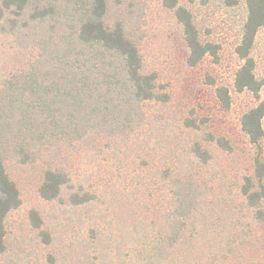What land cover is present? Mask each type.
Instances as JSON below:
<instances>
[{"label": "trees", "instance_id": "16d2710c", "mask_svg": "<svg viewBox=\"0 0 264 264\" xmlns=\"http://www.w3.org/2000/svg\"><path fill=\"white\" fill-rule=\"evenodd\" d=\"M112 1L0 0L3 29L41 30L37 36L24 31L39 50L38 58L0 90V256L5 252L6 220L21 205L8 161L32 164L45 158L41 198L63 202L67 195L69 205L79 208L97 197L74 183L64 163L73 157L69 152L82 155L80 150L93 144L91 160L101 155V147L116 150L118 159L130 151L144 159L142 169L159 173L153 187L167 194L155 195L157 204L150 206L155 220L144 215L137 229L147 264H253L249 246L258 241L264 225V158L256 156L253 173L243 177L234 197L225 195L217 184L218 171H212L210 149L170 134L167 119L148 111L154 104L167 105L170 97L161 90L157 74L147 69L140 38L112 15ZM180 1L163 0V5L174 11L183 28L186 64L198 66L208 56L218 62L220 45L201 39L192 13ZM246 6L247 19L235 49L242 64L234 88L260 100L264 78H257L251 53L264 28V0H246ZM216 96L224 109L230 108L228 88L217 86ZM263 118L261 100L241 118L242 131L259 150ZM184 127L198 129L190 119ZM208 136L209 144L232 150L225 137ZM155 174L151 170L150 175ZM31 218L40 228L35 211ZM149 221L154 227L146 229L143 225ZM91 233L97 239L94 228ZM43 235L51 243L50 235ZM47 264H56V259L49 255Z\"/></svg>", "mask_w": 264, "mask_h": 264}, {"label": "rangeland", "instance_id": "374dc122", "mask_svg": "<svg viewBox=\"0 0 264 264\" xmlns=\"http://www.w3.org/2000/svg\"><path fill=\"white\" fill-rule=\"evenodd\" d=\"M180 4L192 13L201 39L220 45L218 62L208 56L198 66L186 64L183 28L163 0H113L111 8L114 18L124 20L140 38L147 69L157 74L161 90L170 97L167 105L154 104L148 111L167 119L170 134L210 149L214 155L212 171H218L220 178L217 184L222 185L225 195L234 197L243 177L253 173L256 156L264 158V140L259 150L241 129L244 113L264 101V88L260 100L250 91L237 92L234 88L235 74L242 64L235 49L247 19L246 0H181ZM3 24L0 21V90L13 76L28 71L38 58L39 50L30 44L24 31L36 36L41 31L35 27L36 33L31 32L32 28L12 32L10 27L3 29ZM251 56L257 78H264V28L257 33ZM211 79L215 85L210 84ZM217 86L229 89V109L221 106ZM186 119L195 121L198 129H186ZM262 125L264 129V118ZM209 133L225 137L232 150L224 152L209 144ZM91 146L80 150L82 155L69 152L73 157L69 164L64 163L74 183L82 184L97 197L92 204L79 208L69 205L67 195L63 202L41 198L39 188L48 166L45 158L32 164L8 161V172L18 187L21 205L6 220L5 252L0 264H47L49 255L56 264H147L141 254L143 237L137 229L144 215L155 220L150 208L157 204L155 195L167 194L153 187L159 173L153 168L156 174L151 176V170L142 169L144 159L130 151L118 159L116 150L101 147V155L91 160L89 155L95 153ZM142 176L150 178L142 180ZM33 211L42 220L40 228L34 227ZM153 221L143 226L154 227ZM44 232L50 235L51 243H46ZM258 235V241L249 246V255L253 264H264V225Z\"/></svg>", "mask_w": 264, "mask_h": 264}]
</instances>
